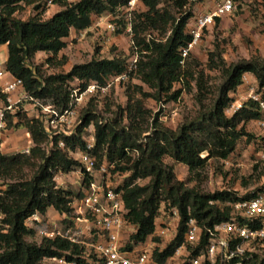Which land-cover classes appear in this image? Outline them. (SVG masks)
<instances>
[{
	"label": "trees",
	"instance_id": "16d2710c",
	"mask_svg": "<svg viewBox=\"0 0 264 264\" xmlns=\"http://www.w3.org/2000/svg\"><path fill=\"white\" fill-rule=\"evenodd\" d=\"M47 1L0 0V45L6 44L8 47L5 68L22 79L25 89L32 96L50 101L58 108H65L74 86L86 87L95 81L105 85L108 79L128 71L126 59L118 56L94 57L88 62L75 64L68 73L48 76L42 75L38 67H33L32 60L38 52L59 53L66 47V39L73 29H89L94 16L114 12L119 6L127 4L128 0H55L60 10L44 19ZM144 2L148 10L137 15L141 21L133 27L141 57L137 75L143 83L137 88L144 97L152 96L163 104V95L167 96L165 101H175L181 97L186 85L191 87L189 78L194 76V72L186 65L187 59L185 64L181 63V49L191 40L186 28L194 11L176 17L167 9H157V0ZM188 4L189 0H175V6L181 12ZM23 5L33 7L34 14L27 19L17 16ZM219 22L220 19L217 25ZM170 23L171 32L165 40L152 35L150 39L141 36L146 29L166 31ZM208 66L220 70L223 76L212 105L203 108L196 118L186 121L176 130L164 127L157 112L152 131L144 142L140 141L141 123L137 122V118L149 111L144 109L143 101L139 99L132 102L130 98L122 114L106 123L99 122L100 117L91 102L76 133L72 136H55L50 152L42 146L48 140V134L41 122L28 117L26 111L18 113V121L13 126L26 127L34 145L29 155L4 154L0 151V177L11 178L6 187L0 190V264H46V258L62 256L83 262L78 257L84 251L83 246L59 236L34 241L36 229L30 227L27 220L37 213L46 217L51 208L62 216L72 214L71 204L82 193L73 196L72 191L57 186L55 177L59 172L69 173L79 168L80 163L70 155V150L85 148L83 132L90 124H94L96 129L95 153L98 158L106 156L108 161L115 163L116 170L130 172L121 188L124 190L128 221L135 226L131 243L139 244L154 234L158 224L163 223L157 220L164 203L167 210L178 208L180 219L174 238L164 248L157 245L154 259L160 264H168L169 259H173L185 243L190 218L196 219L203 227V233L197 246L188 247V258H195L206 250L209 239L206 229L230 219V204L252 197L259 190L264 191L263 184L258 190L243 196L230 190L205 193L179 180L174 166L164 161L166 156H170L175 162L185 164L191 174L200 172L212 158L227 159L242 137H253L246 131V124L263 115L256 103L246 101L242 109L232 116L226 115L225 109L233 100L231 93L243 83L245 73L255 75L259 85L264 87V57L241 58L228 64L222 53L212 51ZM180 83L183 86L177 89L176 85ZM144 84L154 92L146 91ZM197 86L200 93L207 89L203 74L199 76ZM3 98L0 93V100ZM124 118L128 120V125L123 124ZM60 139L65 141V148L58 146ZM134 150L139 152L136 157L133 156ZM204 152L208 154L203 157ZM122 162L129 165H122ZM24 165L36 166V170L29 178H18L15 172ZM143 179H149L148 183L140 184L139 181ZM29 238L32 240L29 241ZM258 262L264 264V258L260 259L255 254L254 259H244L242 264ZM188 263V260L183 261V264Z\"/></svg>",
	"mask_w": 264,
	"mask_h": 264
},
{
	"label": "built area",
	"instance_id": "2783aa9c",
	"mask_svg": "<svg viewBox=\"0 0 264 264\" xmlns=\"http://www.w3.org/2000/svg\"><path fill=\"white\" fill-rule=\"evenodd\" d=\"M237 1L215 0L212 9L194 13L186 28L191 40L181 49L182 64H185L192 51L201 43L204 32L215 25L218 19L235 11ZM56 4L55 0H48L47 11ZM139 7L140 0H128L127 4L119 6L114 12L96 15L90 27L97 30L102 28L104 31L98 30V34L100 33L102 38L108 41L111 35L116 34L120 29L119 20L124 18L126 21L125 31L131 37L132 48L136 51L127 61L128 71L112 77V80H124L138 67L139 49L134 40L133 17ZM248 75L249 73L243 75V83L248 86V92L240 98L232 96L233 100L226 107L225 113L232 116L242 109L243 99L252 100L263 114L257 122L264 130V87L259 85L258 80L250 81ZM110 86L109 81L105 85L97 81L86 87L76 85L71 89L68 106L58 108L45 99L32 96L25 89L22 79L14 76L0 63V93L4 97L0 100V144L7 132L14 127L9 124L10 117L15 124L18 121V113L27 112L32 108L33 118L41 122L53 148L55 136H72L76 133L77 127L82 122L78 114L79 106L84 105L98 92L108 90ZM31 115V112L28 113L29 117ZM107 121V119L99 120L100 123ZM83 139L84 149L70 150V155L80 163L79 168L74 172L82 181L80 191L82 195L72 202V214H64L61 221L49 227L44 225L45 218L39 213L27 220V224L36 229V235L41 239L59 236L83 246L84 251L78 256L83 262L69 260L64 256L49 257L44 262L46 264H160L153 257L157 244L150 237L136 245L131 243L130 238L135 226L129 223L127 218L128 209L124 190L121 188L124 174L116 170L115 163L108 161L106 156L102 159L98 158L95 153L97 136L94 124L84 128ZM58 146L65 148V141L60 139ZM31 147H22L17 151L30 154ZM135 154L139 152L134 150L133 155ZM260 157L264 159V148L260 151ZM230 205L232 206L230 219L206 229L209 234L206 250L192 259L188 258L190 253L188 247L197 246L203 227L196 219H189L185 243L175 254L184 255L182 262L186 259L189 261L188 264H242L244 259H254L255 254L260 259L264 258V191L259 190L254 196ZM169 215V220L158 224L155 232L171 241L176 234L174 228H177L173 227L172 218L177 224L180 219L179 209L173 207ZM258 264L262 263L258 262Z\"/></svg>",
	"mask_w": 264,
	"mask_h": 264
},
{
	"label": "rangeland",
	"instance_id": "374dc122",
	"mask_svg": "<svg viewBox=\"0 0 264 264\" xmlns=\"http://www.w3.org/2000/svg\"><path fill=\"white\" fill-rule=\"evenodd\" d=\"M201 0H189V4L184 12H181L175 6V0H157V9L168 10L176 17L181 16L187 11H194L197 13L198 5ZM56 9V8H55ZM148 10L144 0H140V7L134 13L133 26L135 23L140 24V19L137 17ZM34 14L33 7L23 5L17 16L22 19H27ZM52 15V12L49 14ZM49 16L44 15L47 19ZM120 29L116 34L111 35V39L105 41L104 38L98 34L97 28L92 30L77 31L73 29L71 35L66 39L67 45L59 53L52 54L43 52L41 56H35L32 60L33 67H38L40 73L44 76L52 74L68 73L75 64L90 61L92 58H113L115 56L121 57L128 61L131 55L136 51L130 41V36L125 31L126 21L124 18L119 20ZM172 23L169 24L166 31L148 29L141 32L142 37L150 39L152 36L156 38L166 39L171 32ZM152 35V36H151ZM135 36V34H134ZM135 40V39H134ZM137 44V42L135 41ZM135 44V45H136ZM138 46V45H137ZM200 54L192 53L187 59L186 64L194 72V76L189 78L191 87L187 85L181 97L178 100L165 101L167 96L163 95L162 103H159L154 97H144L142 92L137 87L143 83L140 81L137 70L129 74L128 78L120 81L108 79L110 87L106 91H100L97 95L90 97L84 105L79 106V119H82L85 109L90 105L96 108V112L100 119L113 120L122 111L132 98L135 100H142L144 109L149 113L138 117L137 122H140L141 140L145 141V137L152 131L153 118L155 114L159 113L160 123L170 129H178L180 125L186 121L196 118L203 108H208L214 102L217 96L218 86L222 81V73L218 69H210L209 57L210 53L220 52L223 54L224 60L230 64L238 61L241 58L264 57V0H238L236 2V9L234 12L224 16L222 20L215 25L210 26L205 32L200 45L198 46ZM139 53V60H140ZM218 57H215L217 59ZM0 62L4 67L6 62V46L0 45ZM204 77L207 89L200 93L197 86L199 76ZM182 83L177 84L176 88H181ZM144 89L149 92H154L147 85H143ZM208 91V92H207ZM205 95V97H201ZM233 97L240 98L241 95L236 90L233 92ZM202 98V102L199 98ZM47 101V100H46ZM246 102L244 99L242 100ZM50 102V101H47ZM28 104V103H27ZM24 106V103H23ZM26 106V103H25ZM32 108L27 113H32ZM23 114H26L23 113ZM35 114V111H34ZM126 115V113H124ZM24 116V115H23ZM27 117V116H25ZM29 117V116H28ZM258 119L250 120L246 124V131L253 135L251 139L246 136L242 137L237 144L236 150L231 153L227 159L212 158L208 161L204 169L196 173H190L187 166L183 163L175 162L170 156L165 157V162L173 165L176 176L179 180L185 181L189 187H197L205 193H213L215 191L230 190L238 195H246L249 192L258 190L264 183V159L260 157V151L264 148V130L260 128ZM10 126L13 125L12 117L9 119ZM124 125H128V120L124 118ZM34 143L32 144V146ZM42 146L51 150L50 140H46ZM14 153H21L16 151ZM208 153H202L206 156ZM29 155V154H28ZM138 154L133 155L136 157ZM36 162V160H33ZM33 162V163H34ZM122 165H129L122 162ZM36 166L24 165L20 171L15 172L18 178H29L32 176ZM76 171V170H75ZM121 171V170H120ZM124 174L122 181L124 183L126 177L130 174L129 171H121ZM199 174V176H198ZM121 176V174H120ZM11 181V178L0 177V190L6 187V183ZM55 181L58 187L73 192V196H78L81 191L82 181L78 174L74 171L69 173L59 172ZM149 179L140 180V184H147ZM170 210L166 209L163 203L161 214L158 217L159 222L166 221ZM56 210H52L48 217L46 215L45 226H52L59 222L61 218ZM58 218V219H57ZM171 218V217H170ZM173 227H176V221L172 218ZM175 233L177 228H174ZM150 238L164 248L169 241L167 238L161 237L156 232ZM32 239L29 238V241ZM33 240H42L38 236H34ZM173 256L169 259L168 264H183L182 259L184 255ZM186 260V259H185Z\"/></svg>",
	"mask_w": 264,
	"mask_h": 264
},
{
	"label": "crops",
	"instance_id": "0c3cea01",
	"mask_svg": "<svg viewBox=\"0 0 264 264\" xmlns=\"http://www.w3.org/2000/svg\"><path fill=\"white\" fill-rule=\"evenodd\" d=\"M201 5H198L197 11H208L210 9H212L215 5V0H202L200 1ZM56 8V9H55ZM60 6L58 4L53 5L49 11H47L46 15H48L49 17H51L54 13H56L58 10H60ZM52 12V15H49ZM48 17V18H49ZM96 16L93 17V20ZM223 18V17H222ZM222 18L220 19V21L222 20ZM93 29V28H92ZM92 29H88V30H92ZM99 30V29H98ZM73 31V30H72ZM99 31H104L102 28ZM72 33V32H71ZM200 45V44H199ZM198 45V46H199ZM3 46H6V60L8 58V47L6 44H4ZM198 46L192 51V53H196V54H200V50L198 48ZM43 52H38L36 54V56H41ZM46 53V52H45ZM191 53V54H192ZM1 63V62H0ZM6 63V62H5ZM5 67V64H4ZM248 78L250 81H256L257 82V78L255 77V75L249 73ZM239 94L241 95V97L245 96L246 93L248 92V86L244 83H242L241 85H239L236 89ZM235 92V91H234ZM233 92L231 93V96ZM33 144V140L31 138V134L28 131V129L24 126H20V127H13L11 128L7 134L5 135V137L3 138L1 144H0V151L4 154H13L14 152H16L19 148L22 147H26V146H32ZM186 166V165H184ZM54 210L53 208L49 209V211L47 212V217L49 215V213H51V211ZM57 212V211H56ZM58 213V212H57ZM59 216H61L59 214ZM62 218V217H61ZM61 218H57L58 220H60Z\"/></svg>",
	"mask_w": 264,
	"mask_h": 264
}]
</instances>
